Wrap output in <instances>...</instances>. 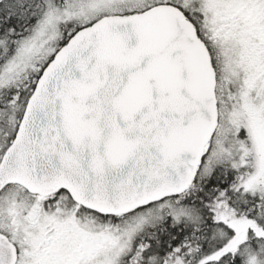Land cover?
Returning <instances> with one entry per match:
<instances>
[{
  "label": "snow or ice",
  "instance_id": "obj_1",
  "mask_svg": "<svg viewBox=\"0 0 264 264\" xmlns=\"http://www.w3.org/2000/svg\"><path fill=\"white\" fill-rule=\"evenodd\" d=\"M0 264H264V0H0Z\"/></svg>",
  "mask_w": 264,
  "mask_h": 264
}]
</instances>
